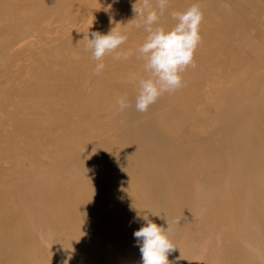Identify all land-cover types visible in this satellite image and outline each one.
<instances>
[{"label":"rangeland","instance_id":"obj_1","mask_svg":"<svg viewBox=\"0 0 264 264\" xmlns=\"http://www.w3.org/2000/svg\"><path fill=\"white\" fill-rule=\"evenodd\" d=\"M134 3L136 0H0V127L3 126L0 146L6 154L2 158L0 148V179L11 185L17 183L19 198L32 200L30 196H33L39 199L37 202H42L37 193L22 189L24 181L19 178L31 175V181L38 188L51 189L52 193L46 194L44 199L53 203L59 198L55 195V185H51L49 179L52 175H59L64 180L57 189L62 197L76 198L79 194V201L86 200L88 204L95 205V216L99 221L109 215V220L96 228L100 233L97 240L101 248L98 251L95 249L97 244L89 250L84 247L80 251L77 247L74 250V242L65 237L68 234L62 232L59 236L58 232L50 231L52 233L46 238L50 243L42 252H39L41 248L37 253L25 248L22 259H17L16 264H63L64 261L67 264H99V261L109 260L111 264H141L140 249L131 240L124 242L118 236L114 249H103L105 239L102 237V242L101 235L108 234L106 224L116 222L127 231L135 228L129 224L131 220L139 219V215H134L138 214L139 206L138 201L132 205L128 200H121L119 194L102 191V184L97 183L96 174L100 171L98 166L101 162L94 160L93 155L95 144L101 139L95 138L96 133L105 136L106 140L113 136L115 149L120 145L130 148L128 164L138 163L133 166L142 177L149 173L166 176L169 173L166 167L169 169L187 163L191 159V151L199 154V157H194L195 165L199 167L203 162V170L183 169L184 173L187 172V183L183 181L182 195L174 199L176 204L188 205L187 211L192 210V215L196 214L194 218L199 221V226L193 224L186 229L185 235L173 236V241L169 236L176 248L168 254L169 264H264V224L244 208L251 202L249 198L254 196L257 199L261 194L264 197V140L258 154L251 149L240 153L234 149L239 139L235 132L240 131V126L247 127L244 134L248 146L258 130L259 135L264 133V0H170L159 21V26L166 30L176 23L171 17L173 12H183L197 3L203 12L199 27L201 42L194 53L196 66L181 74L183 87L180 88L186 92L167 101L162 100L164 97L161 95L143 113L136 110L135 102L139 81L148 78L149 73L145 71L144 60L138 58L136 49L143 44L148 33L132 11ZM228 14L236 16L229 20ZM138 24L141 26L137 27ZM114 28L128 35L121 49H131L133 54L127 60L119 61L106 56L103 61L105 69L96 74L97 62L84 51V36L88 35L90 39L91 32L107 34ZM68 54H72L76 61L70 64L72 67L65 66V60L62 62ZM44 57L45 66L40 62ZM47 68L69 71L68 78L62 83L57 78L55 82L54 77L48 79L50 87L59 84L67 88L54 95L49 94L56 98L49 104L47 100L43 106L44 114L48 116L47 124L40 126L35 134L20 127L15 131L9 118L30 120L36 117L37 112L31 107V97L27 99L25 94L18 95L17 92L5 94V90L26 89L37 73L44 70L49 76ZM251 95L255 98L247 101ZM120 97H126L131 105L124 111H120L116 102ZM76 111L79 114L72 115ZM13 112L14 115L7 117ZM42 114L37 113V119H41ZM40 119L39 122H43ZM55 119L58 121L48 124ZM159 121L160 125H157ZM75 124L78 134L73 138L83 137L84 142L76 155L67 157L69 152L77 149H68L72 140L65 142L61 138L67 131H72ZM232 124H237V127L231 128ZM161 128L169 139L173 138L169 140L171 144L159 136L162 135ZM195 129L197 133L193 134ZM21 140L37 148L17 146ZM55 140L58 141L57 147L63 149L53 156L63 163L56 166V170L53 161L45 156V161L40 164L41 158L36 150L48 149ZM188 144L190 146L184 149L183 145ZM208 147L213 148V156L206 163L204 155ZM178 149L187 151L185 159L164 157L165 152L175 153ZM159 152L168 166L156 170ZM100 155L109 158L108 152ZM144 160L147 168L141 165ZM112 161H109L111 165ZM85 163L89 167H85ZM36 166L40 169L34 173ZM115 168L119 170V165ZM5 171L11 174L1 178ZM118 175L117 179L121 178V173ZM17 176L20 177L17 179ZM134 177L130 179L131 184L136 182ZM145 181L143 202L152 205L151 211L153 208L168 210L165 204L170 200V190L169 193L167 189L156 190L151 187L154 182ZM166 183L170 185L169 189H173L177 188L179 181L176 178ZM253 188L259 191H253ZM237 191L240 194L234 196ZM79 201L74 203L76 210ZM60 202L63 206L70 203ZM48 213L59 215L60 211L51 209ZM228 220L230 223L227 224ZM33 227L34 224L31 229ZM186 234L191 236L189 240Z\"/></svg>","mask_w":264,"mask_h":264},{"label":"bare ground","instance_id":"obj_2","mask_svg":"<svg viewBox=\"0 0 264 264\" xmlns=\"http://www.w3.org/2000/svg\"><path fill=\"white\" fill-rule=\"evenodd\" d=\"M240 1V0H236ZM244 0H241L243 2ZM3 2V1H2ZM2 13V9H0V14ZM229 16L227 18H230L229 20H232L235 18L236 14H228ZM0 32H1V27H0ZM65 56V55H64ZM46 57L41 59V65L45 66L46 64L43 62V60ZM65 60L66 64L65 66L72 67L70 64L76 63L75 58L72 54H68L62 58V62ZM39 62V63H40ZM77 64H80V62H77ZM49 65V61L47 63ZM75 66V65H73ZM82 71V70H81ZM49 76L46 75L45 71L43 70L42 72H39L35 75V77L30 81V84L27 86L26 89H20L17 91L15 88L13 89H7L5 90V94H13L17 92L18 95L25 94L24 97L29 99L31 97V100L33 102V106L31 105L32 109L40 114V112H43L41 119L40 117L37 119V113L36 117H33L34 119L28 120L27 118H22L18 117L14 119V117L9 118L8 120L11 121L13 124L14 130L16 131L17 128H22L23 131L27 133H36V130L44 125L47 124L48 116L44 114L43 111V106L44 104H48L51 100H53L54 96H50L49 94L54 95L56 92L63 91L65 86H60L54 85L50 87V83L48 82V79H51V77H54L55 82L61 81L67 79L70 72L69 71H59L56 70L55 68L51 69L47 68L46 71ZM47 76V77H46ZM57 78V80H56ZM189 81V80H188ZM192 82V81H191ZM50 87V91H49ZM183 87V86H182ZM187 90H183V88H180L174 92L171 93H164L162 94L164 98L162 100L167 101L168 98H174L177 94L186 92ZM188 92L191 93V90L188 89ZM195 92V91H194ZM73 97V96H72ZM255 98L253 95H251L250 98L247 99V101L253 100ZM60 102L64 103V101L59 100ZM163 101V102H164ZM44 102V103H43ZM194 103V102H193ZM63 113V111H62ZM79 112L76 111L72 115H78ZM14 115V112L9 114L7 117H10ZM223 117L222 119H224ZM39 119L42 120L43 122H39ZM28 120V121H27ZM58 119L53 120L52 122L48 123H55L57 122ZM22 124V125H21ZM157 125H160V121L157 122ZM2 127H0V133L2 132ZM237 124H232L231 128H236ZM247 128L246 126H240L239 129L240 131L235 132L236 135L238 136V142H236V145L234 149H238L237 153L240 152H245L246 149L249 150L251 149L255 154H258V149L262 147V143L264 142V133L262 135H259V130L257 131L256 135L253 136V140H251L249 146L248 143L245 142V129ZM72 131H67L66 136L62 137L61 139H64L65 142H69L68 144V149H72L76 147L77 150H73L69 152V155L67 157H72L76 155L79 151V148L81 147L82 142H84L83 137L80 138L79 136L77 138L75 137V134H78V126L75 124V127H71ZM197 129L193 131V134H196ZM111 131V130H110ZM160 133L162 135H159L163 140H166L168 144L170 143V139L173 138H168L164 134V130L161 128L159 129ZM249 132V130H247ZM96 133V132H95ZM166 134L169 136L170 133L166 132ZM95 138L101 139L100 143L99 141L95 144V153L93 155V159L97 160L98 162H101L100 171L96 174L97 177V183L102 184V191H107L108 193L112 194H119V197L121 200H128L131 202L132 205L136 204L138 201L137 206L138 207V214L134 215H139V219L136 220H131L130 227H135L132 228L131 230H126L122 225L115 223H112L110 225L106 224L108 234L106 235H101L105 239V247L103 249L106 250H111L112 248L114 249V243H115V238L120 236L121 239H124V242L126 240H131L135 245L137 244L136 239H134L133 233L137 231V227L140 228L141 226L144 225V217L146 216L148 219L152 220V222L156 223L158 226H163L165 231L167 230V222L170 227V231L167 233L168 236L171 237V240L173 241V236H178V238L181 236V234L185 235L186 229L189 227H193V224H196L199 226V221L197 218H194L195 215H192V210L189 212L187 211L188 205L187 204H176L175 198L181 196L180 192L182 191V186L187 183V172L184 173L183 169H187L189 167H193L192 171L195 172H200V170H203L202 165L203 162H201L200 166L195 165V160L194 157H199V154L195 151H191L189 156L191 157L190 161L184 164H180L175 167H169V169L166 167L168 166V162L166 159L163 158V155L161 152L157 153L158 156V163L157 167L154 168L156 170L163 169V167H166V171H169L168 175H163L159 176L157 173H149L150 175H144L143 177L141 176L140 172H137V168H135L133 165H137L138 163H133V164H128L131 159V150L130 148H126L124 145H120L118 149H115V139L113 136L109 140L105 139V136H100V134L96 133ZM112 139V140H111ZM258 139V140H257ZM263 141V142H262ZM262 142V143H261ZM243 143L245 145H243ZM58 141H54L52 145L49 146L47 149H43V151L40 152L39 148L36 149L37 153L39 155L40 164H42L45 161V157H47L50 161H53L55 166H53L56 169L58 167L56 166H62L63 163H60L59 160H56L53 158L55 156L56 152H60L63 149H59L57 147ZM94 144H92L93 146ZM17 146L19 147H29L32 150H35L37 148L36 146L32 145V143L21 140L17 142ZM190 144L183 145L184 149H187ZM2 151V158L6 155L5 152L3 151V147H1ZM51 149H53L51 151ZM125 149V150H124ZM167 149V148H165ZM124 150V151H123ZM213 148L208 147L207 153L204 155V158L206 159V163L209 162V160L213 156L212 152ZM77 152V153H76ZM105 152H108L109 158L100 155L104 154ZM123 152V155L118 156L120 153ZM246 155V154H245ZM50 156L53 158H50ZM1 157V155H0ZM165 158L171 159V160H183L187 157V151L185 150H180L178 149L175 153L173 151L165 152L164 155ZM65 159H68L65 157ZM64 159V160H65ZM113 159V161H112ZM109 161H112V165L109 163ZM110 164V165H109ZM109 165V166H108ZM119 165V170L117 168L114 169ZM141 165L144 166V168H147V162L144 160L141 162ZM139 164V166L141 167ZM125 166L127 167L125 169ZM138 166V167H139ZM85 167H89L88 163H85ZM40 169V167L36 166L35 171ZM153 169H151L152 171ZM116 171H119L118 173H121V178L117 179L118 173ZM191 171V170H190ZM101 172V173H100ZM100 173V174H99ZM11 174L10 171H5L1 174V178H6ZM136 176V177H134ZM20 176H17V179ZM132 177L136 179V182L133 184L132 181L130 180ZM24 175H22L19 179L24 181V186L22 189L24 191H30L33 194H38L42 199V202H37L39 199L30 196V199H23L19 198V194L16 192L17 189V183H14L11 185L10 183H5L4 180L0 179V264H16V260L22 259V251H25V248H31L33 251L37 253V249L41 248L39 252H42L44 250V247L48 246L49 239H46L49 233L53 232H58L57 234L60 236L62 232H65L66 238H70L72 242L75 244L74 250H76V247L78 248V251L81 250V248L84 247V249L89 250L90 248L92 249L94 245H96V251H98L101 247L99 241L97 240L98 237L100 236L99 229H96L100 227L101 224H104L105 220H109V215L104 216L103 219L97 220L95 216V210L96 207L93 205L88 204L86 200H80L79 194H77L76 198H70V197H62L59 192H58V185L62 184L64 181L59 177V175H52V177L49 179L51 185H55L56 196H58L59 199H57V202L53 203H47V199H44L46 194H51L52 191L50 188H38L37 184L33 180L31 175H28L27 178L23 179ZM117 180H116V179ZM178 178V186L177 188L173 187V189H169L168 185L166 183L167 180H174ZM151 180L153 185L151 186L152 188L156 190H166L169 193L170 190V200H168L166 207L167 209H161L157 210L156 208H153L151 211L150 209L152 208V205H148L147 203L145 204L143 201L144 196L142 193H144L146 184H144L145 180ZM116 180L117 185L113 184L114 181ZM183 181H186L183 184ZM27 182V183H26ZM45 182V181H44ZM73 182V181H72ZM165 182V183H164ZM26 183V185H25ZM126 184V186H124ZM183 184V185H182ZM104 185V186H103ZM129 185V186H128ZM124 186V187H123ZM61 187V186H60ZM122 191V192H121ZM253 191H259L253 188ZM76 193H82L78 192V190H75ZM32 194V195H33ZM175 194H177L175 196ZM240 192L237 191L234 196L239 195ZM82 197V194H80ZM257 196V195H256ZM75 197V196H74ZM28 198V197H27ZM173 198V199H172ZM249 198L251 202L249 205H246L244 208H248L253 215L259 219V223L264 224V197L261 194L259 197ZM255 199V200H254ZM79 201L77 204V210L75 209L76 207L74 206L75 201ZM179 200V199H178ZM248 200V201H249ZM67 202L69 201V204H66L63 206L60 202ZM35 207V209H33ZM71 208L68 212V208ZM75 207V208H74ZM99 207V206H98ZM132 206L130 205V208ZM151 207V208H150ZM59 210L60 213L59 215H52L48 213L50 210ZM133 210H136L133 208ZM90 212V213H89ZM116 212V211H115ZM113 212V213H115ZM163 219V220H162ZM167 220V222H166ZM179 220V223H176L175 221ZM112 222V221H111ZM114 222V221H113ZM138 223L139 225L135 224ZM230 223V221H227V224ZM34 224V227L31 229V225ZM30 225V227L28 226ZM264 228V225H263ZM80 230L78 234H73L75 231ZM38 233V234H37ZM189 234V233H188ZM186 234L187 236H189ZM193 234V231L190 232V235ZM56 235V234H55ZM52 236V241L54 236ZM237 238H239V235H236ZM106 237V238H105ZM40 238V240H39ZM191 236H189L187 239L189 240ZM103 242V239H102ZM123 242V243H124ZM110 244V245H109ZM90 245V246H89ZM102 249V250H103ZM257 249V248H256ZM102 253V252H99ZM104 254V253H102ZM75 255V254H74ZM99 264H111L112 261H99Z\"/></svg>","mask_w":264,"mask_h":264},{"label":"clouds","instance_id":"obj_3","mask_svg":"<svg viewBox=\"0 0 264 264\" xmlns=\"http://www.w3.org/2000/svg\"><path fill=\"white\" fill-rule=\"evenodd\" d=\"M169 4L170 0H136L132 5L136 19L142 21V26L148 33L143 44L136 49L138 58L144 60L145 71L149 73L148 78L139 81L135 107L141 113L147 112L162 94L182 87L181 74L187 68L196 66L194 53L201 42L199 27L204 18L200 5L193 4L183 12H173L171 17L176 23L166 30L159 26V21ZM90 35V39L88 35L84 36V51L90 53L91 59L97 62L94 69L96 74L105 69L103 61L106 56L119 61L127 60L133 54L131 49H121L127 42L128 35L116 28L109 30L107 34L96 31ZM116 102L120 111L131 106L126 97H120ZM144 221V225L133 233L140 249L141 264H169L168 254L176 248L167 235L171 230L167 220L166 231L163 226H158L146 216ZM175 222L179 223V220ZM63 264H67V261Z\"/></svg>","mask_w":264,"mask_h":264}]
</instances>
